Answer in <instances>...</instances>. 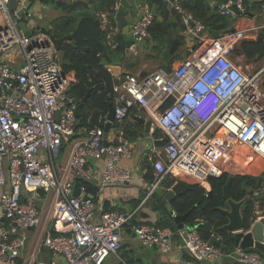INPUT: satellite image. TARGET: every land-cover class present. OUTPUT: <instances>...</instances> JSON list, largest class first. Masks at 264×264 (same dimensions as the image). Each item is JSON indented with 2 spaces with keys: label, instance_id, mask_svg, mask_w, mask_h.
<instances>
[{
  "label": "built area",
  "instance_id": "1",
  "mask_svg": "<svg viewBox=\"0 0 264 264\" xmlns=\"http://www.w3.org/2000/svg\"><path fill=\"white\" fill-rule=\"evenodd\" d=\"M183 1L174 0L173 8L192 38L187 57L176 66H160L145 75L125 71L114 84L115 122L121 123L134 107H141L168 139L156 152L154 177L141 206L167 187L171 177L195 178L209 191V178L226 172L223 162L233 159L240 147L253 153L246 163L255 157L264 161V65L253 71L233 57L247 30L214 36L203 31V21ZM9 2L0 0V205L7 222L0 223V260L19 264L27 241L23 231L41 223L42 208L36 200L46 191L53 193L55 205L53 232L43 241L55 253L48 264H104L122 248L127 228L143 246L162 253L183 252L172 264H204L223 257L262 264L264 255L255 249L224 251L204 239L200 223L161 227L156 220L138 215V209L100 211L86 184L76 193L78 179L95 178L93 160L104 162L102 187L132 181L131 169L121 161L131 157L133 144L105 136L108 112L100 116L103 126L91 127L83 139H77L79 99L68 92L75 78L63 71L53 35L35 31L31 25L32 34L26 35ZM234 5L246 13L244 0H228L222 12L233 14ZM118 7L119 3L112 13L96 14L113 49L119 46L121 32ZM260 7L264 14V1ZM136 11L139 17L130 30L135 41L144 42L155 17L141 5ZM9 54L20 59L17 67L5 60ZM263 193L264 183L253 190V199ZM255 201L257 220L264 208ZM134 218L137 224H131Z\"/></svg>",
  "mask_w": 264,
  "mask_h": 264
},
{
  "label": "trees",
  "instance_id": "2",
  "mask_svg": "<svg viewBox=\"0 0 264 264\" xmlns=\"http://www.w3.org/2000/svg\"><path fill=\"white\" fill-rule=\"evenodd\" d=\"M91 1L96 9L103 10L112 8L116 3V0H90L89 2ZM215 1L214 7L209 4L208 0H185L183 4L197 18L203 21L206 28H211L221 33L233 31L229 25L230 16L223 13L221 9V6L228 0ZM81 3L83 2L79 1L69 4L64 0H60V4L64 6V9L70 12H75ZM244 4L247 6L245 1ZM246 9L247 11L249 10L247 7ZM61 24L62 20L60 19L56 24L54 32L39 28H36L35 31L46 32L52 34L54 37H62L73 33V44L65 42L61 46L59 51L60 62L64 72L69 73L70 71H74L76 74V81L72 83L70 93L79 99L78 129L82 130L81 135H86L89 128L104 125L100 116L107 113L113 103L114 76L102 64V59L106 57L109 62H112V56L118 54L119 60H123L125 57L126 40L122 32H120L118 34L119 46L115 49L111 48L107 44L106 34L98 22L91 18H79L75 14L71 19L67 18V21L63 22V26ZM168 37H172L170 25L165 19L159 21L155 18L153 24L150 26V36L144 42L146 43V47L153 42L159 47L165 45L173 53L180 50L187 43L185 36L180 34L169 43L166 42ZM241 42V44L239 43L234 48L235 53H242L248 60L264 58V40L244 39ZM130 67L129 65L128 69ZM148 158V164L146 163L148 173L146 177L149 179L148 181H152L155 163L154 151L148 152ZM230 175L233 176L230 184L232 198L241 200L248 197L244 204V210L246 215L251 214L254 208L253 190L263 184L264 175L256 177L251 174L224 172L220 177L209 178V191L197 179L192 178V189L188 194L178 198L173 203L174 209L178 214H184L195 206L186 222L188 224L200 223L198 230L201 236L206 240H212L216 246L224 251H231L235 247L232 234L220 229L227 222V218L221 211V208L226 204L224 186L227 184ZM180 178L182 177L169 178L166 184L167 188ZM183 178L187 177L183 176ZM82 184H86L88 190H90V182L78 179L74 186L76 193ZM158 201H160L159 198ZM137 222V218H134L131 224H137ZM156 224L161 227H176L171 217L168 219L162 216L156 220Z\"/></svg>",
  "mask_w": 264,
  "mask_h": 264
},
{
  "label": "crops",
  "instance_id": "3",
  "mask_svg": "<svg viewBox=\"0 0 264 264\" xmlns=\"http://www.w3.org/2000/svg\"><path fill=\"white\" fill-rule=\"evenodd\" d=\"M22 1L25 2L26 0ZM244 1L247 4V6L245 7L249 8V10L247 11L246 9V13L241 14H237L235 11H233L234 13L229 15V25L233 31L239 29H246V39H256V36L264 27V14L261 12L260 7L261 3L264 0ZM142 2L143 0H140L137 4H140ZM208 2L212 7H214V5L216 4L215 0H208ZM117 3H119V0H116L115 5ZM36 8L37 6L34 5V9ZM100 10L103 9L95 8L94 13L97 14L98 12H100ZM158 13L159 17L157 19L159 21H163L165 19L170 25V30L172 32V37H168L166 42L169 43L171 40H175V37H178V34H180L185 36L187 41L186 45L177 52L173 53L169 51L165 45L159 47L156 46L155 42H153V46L146 47L145 42L135 41L133 45L134 54L130 57L129 61L127 62L124 72L128 71L133 72L136 75H145L155 71L157 68L162 66V64H165V67L168 68L176 66L187 57L189 49L191 47L192 38L191 36H188L184 24L182 22L181 16L174 10L173 2H170L168 7L161 6ZM130 17L133 18L132 21H130ZM137 17H139L137 11L135 16H131L130 13L126 11V21L130 26L137 19ZM28 18L25 19L26 23H28V25L33 26V22L29 21ZM127 38H134L133 34L131 33V30ZM233 57L243 66L248 67L250 70H252L251 66L255 64L256 60L254 59L249 62L243 54L235 52H233ZM112 58V62H109L106 57H104L102 59V64L107 67L106 63H103L104 60H106L107 64H120L122 62V60H119L118 54L112 56ZM5 60L10 62L13 67L18 66L16 64V60L18 62L20 61V59L14 56V54L7 55ZM129 65L131 67L128 69ZM156 65L157 67H155ZM69 73L73 76V78H75L76 81L75 72L70 71ZM141 120L144 121L142 122ZM149 120H151V118L147 115L143 108L134 107L131 110L130 114L121 123H114L110 133L108 134L110 140L114 139L116 141H120L127 139L132 142L133 151L131 157L123 158L121 161L123 165L131 169L133 177L132 181L110 184L108 186L102 187L100 184V178L104 162L94 160L91 161L94 167L95 178L92 181H89L90 190H88V193L97 202L100 211L117 210L124 212H132L138 209V215L145 214V218L154 220V213L160 210L161 215L169 219V216L165 211L164 206L161 204L160 201H158V198L163 193V190L167 187L159 189L155 193V195L149 199V201L147 202V206H141L146 196V186L151 182L148 181L149 179L146 177L148 173L146 169V163L148 164L147 160H149L148 152L154 151V158L156 160V152L161 150L163 146L157 147V144H155V142L163 140V138H165V133L163 132V130L155 122H152V120V124H150V127L147 130V124ZM81 133L82 130L78 129L77 139H83L86 136L81 135ZM70 149L71 146L65 149V157L69 156ZM238 163L239 161H236L234 158L223 162L226 172H230L232 174H249L248 172H233L231 169L235 168ZM251 175L259 177L261 174L252 173ZM191 179L192 177H182L180 179H177L175 183L179 180H183L191 186ZM1 190L2 187L0 186V192ZM36 202L42 208V220L37 227L23 231L27 236V241L25 248L23 249L20 257L18 258L19 264H42V262L48 264L49 261L55 257V253L43 243L45 236L53 232V193H47L46 191H42L41 197L38 198ZM261 202L262 201H260V203ZM256 205L257 203L255 204V206ZM0 223H7L5 217L3 216L1 205ZM183 256L184 253H181L179 249L174 250L170 253H162L156 247L143 246L140 241L135 237L133 231L127 228L125 232V241L122 245V248L120 249L118 254H111L110 256H108L104 264H172L175 260H179ZM0 264H4V262L0 260ZM204 264L244 263L232 258L223 257L215 261H206ZM262 264H264V260Z\"/></svg>",
  "mask_w": 264,
  "mask_h": 264
},
{
  "label": "water",
  "instance_id": "4",
  "mask_svg": "<svg viewBox=\"0 0 264 264\" xmlns=\"http://www.w3.org/2000/svg\"><path fill=\"white\" fill-rule=\"evenodd\" d=\"M65 1L68 2L69 0H65ZM71 1L74 3L83 0H71ZM139 1L140 0H119V7L116 15V20L118 22V27L121 30L126 40L125 57L123 58L120 64H107L106 60L103 61V63H106L107 68L113 73L115 84L119 82V78L124 72L127 62L129 61L130 57L134 54L133 45L135 43V40L134 38H127L130 33V25L126 21V11H128L131 16H135L137 5H141L143 7H146L148 11L151 12L155 18H158L159 17L158 12L160 7L161 6L168 7L170 2H173L174 0H143L142 3L137 4ZM20 2L21 0H10L9 8L12 12L16 13L15 15L19 20L18 24L20 29H22L26 35H31L32 30L29 28L25 19L27 18L28 15H32L35 11L34 0H26L21 7L19 6ZM232 8L237 14H241V12L238 10L236 5H234ZM75 14L79 18L82 19L91 18L94 19L96 22H98L97 16L94 13L93 8H91V4H89L88 7L76 9ZM203 31H208L214 36H219L221 34V32L213 30L211 28H204ZM72 34L65 35L62 37L53 36V41L58 52L60 51L63 43L69 42L73 44ZM256 39L264 40V27L256 36ZM241 43L242 42H240V44ZM248 61L250 62L252 60H248ZM162 66H165V64H162ZM71 90H72V86L69 87L68 92H71ZM59 113L60 111L56 112L57 118L59 117ZM107 118L108 121L104 127L106 132L105 136L108 135V133L112 129V126L115 123V108L113 105H111L108 111ZM141 121L143 122L144 120ZM150 124H152L151 120L148 121L147 130L149 129ZM167 141L168 139L165 137L163 138V140H159L155 142V144H157V147H162L167 143ZM105 143H107V140H105ZM232 178L233 176L230 175L227 184L224 186V198L226 204L223 208H221V211L226 216L227 222L220 229L222 231H226L232 234L235 247H241L245 249H255L264 255V215L256 220L254 213L255 200L262 201L261 206L264 208V193L257 196L256 199H253L254 201L253 211L251 214L246 215L244 210V204L248 199V197H245L244 199L241 200H235L232 198L230 192V184L232 182ZM191 189L192 186H190L188 183H186L183 180H179L178 182L171 185L169 188L164 189L163 193L159 197V200L161 204L164 206L165 211L169 214V217L173 219L177 228L184 227L188 216L195 209V206L184 214H178L174 209L173 203L178 198L188 194V192ZM210 242L213 243L212 240ZM42 264H46V263L42 262Z\"/></svg>",
  "mask_w": 264,
  "mask_h": 264
},
{
  "label": "rangeland",
  "instance_id": "5",
  "mask_svg": "<svg viewBox=\"0 0 264 264\" xmlns=\"http://www.w3.org/2000/svg\"><path fill=\"white\" fill-rule=\"evenodd\" d=\"M68 3L71 4L72 1L69 0ZM90 4L93 10H95V7L92 1ZM34 5H36L37 8L35 9L34 13L28 19L29 21L33 22V26L35 29L39 28L41 30L45 29V30H50L54 32L58 20L60 19L62 20L61 25L63 26V22L67 21V18L71 19L72 16H74L75 14V12H70L69 10L64 9V6L60 4V0H46V1L34 0ZM113 7L114 6H112V8ZM112 8L108 10H100V11H110V13H112L113 12ZM132 20L133 18L130 17V21ZM149 46H153V45L151 44ZM263 65H264V58L255 60V64L251 66V68L252 70H257ZM155 67H157V65ZM252 155L253 153L250 149H248V147L246 146L240 147L238 150V154L231 155V158H234L236 161H239L236 167L231 170L233 172H248L249 174L260 173L263 176L264 175V161L263 160L255 157L252 163H250L249 161H248L249 164L246 163L245 159L246 158H249V160L252 159ZM54 206H53V210H54ZM159 215L160 217H162L160 210L154 213L153 215L154 220H158V218H160Z\"/></svg>",
  "mask_w": 264,
  "mask_h": 264
},
{
  "label": "flooded vegetation",
  "instance_id": "6",
  "mask_svg": "<svg viewBox=\"0 0 264 264\" xmlns=\"http://www.w3.org/2000/svg\"><path fill=\"white\" fill-rule=\"evenodd\" d=\"M89 1H90V0H83V1H82L83 3H81V5L79 6V8L88 7L89 4H90Z\"/></svg>",
  "mask_w": 264,
  "mask_h": 264
}]
</instances>
